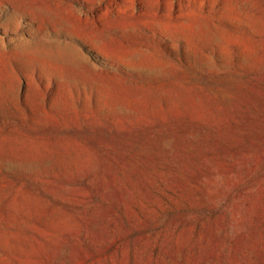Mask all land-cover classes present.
<instances>
[{"label":"rangeland","instance_id":"1","mask_svg":"<svg viewBox=\"0 0 264 264\" xmlns=\"http://www.w3.org/2000/svg\"><path fill=\"white\" fill-rule=\"evenodd\" d=\"M0 264H264V0H0Z\"/></svg>","mask_w":264,"mask_h":264}]
</instances>
